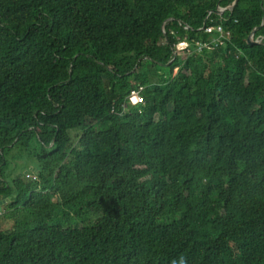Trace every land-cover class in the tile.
I'll use <instances>...</instances> for the list:
<instances>
[{
    "label": "trees",
    "instance_id": "1",
    "mask_svg": "<svg viewBox=\"0 0 264 264\" xmlns=\"http://www.w3.org/2000/svg\"><path fill=\"white\" fill-rule=\"evenodd\" d=\"M234 1L0 0V264H264V0Z\"/></svg>",
    "mask_w": 264,
    "mask_h": 264
},
{
    "label": "built area",
    "instance_id": "2",
    "mask_svg": "<svg viewBox=\"0 0 264 264\" xmlns=\"http://www.w3.org/2000/svg\"><path fill=\"white\" fill-rule=\"evenodd\" d=\"M206 34H212V33H216L219 35V38L217 40L212 41V45H223V41H227L230 38V34L229 33H225L220 27L217 28H206L205 30ZM189 48V45L186 42L180 43L179 45L176 46L175 51L176 54L179 53L182 56L186 55L187 49ZM213 47L210 45H204V44H200V43H195L194 44V52L197 54H200L203 50H211ZM143 92L142 89H139L137 92H132L129 96V98L127 99L128 103H129V107L130 108H138L140 106H143V99L141 98V93Z\"/></svg>",
    "mask_w": 264,
    "mask_h": 264
},
{
    "label": "rangeland",
    "instance_id": "3",
    "mask_svg": "<svg viewBox=\"0 0 264 264\" xmlns=\"http://www.w3.org/2000/svg\"><path fill=\"white\" fill-rule=\"evenodd\" d=\"M8 160L11 164V168L6 170V177H7L8 181H10L11 178L14 176L15 170H20L21 172H24V173L33 172L36 170L35 169L36 165H35V162L33 161L32 157H30L29 154L22 149H17L14 152L10 153ZM1 214H2V212H1V208H0V215ZM67 219H68V215L61 214L59 222L62 223L65 228H67L68 226L75 225L74 222H72L70 224L67 223Z\"/></svg>",
    "mask_w": 264,
    "mask_h": 264
},
{
    "label": "water",
    "instance_id": "4",
    "mask_svg": "<svg viewBox=\"0 0 264 264\" xmlns=\"http://www.w3.org/2000/svg\"><path fill=\"white\" fill-rule=\"evenodd\" d=\"M239 1L240 0H235L234 3L232 4V6L228 10H218L217 12H215V14L220 16V15L223 14L224 11L232 12L233 9L236 7V5L238 4ZM263 25H264V16H263V20H262L261 26L259 28L254 29L251 32V34L249 35V37H248V39L246 41V44L248 46L259 45L260 44V42L254 40V36H255L256 32L259 31L262 28Z\"/></svg>",
    "mask_w": 264,
    "mask_h": 264
}]
</instances>
